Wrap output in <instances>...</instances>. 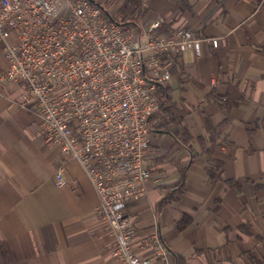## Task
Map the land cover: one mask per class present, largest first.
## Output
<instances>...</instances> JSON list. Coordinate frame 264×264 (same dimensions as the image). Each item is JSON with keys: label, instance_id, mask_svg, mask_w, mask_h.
<instances>
[{"label": "crops", "instance_id": "crops-1", "mask_svg": "<svg viewBox=\"0 0 264 264\" xmlns=\"http://www.w3.org/2000/svg\"><path fill=\"white\" fill-rule=\"evenodd\" d=\"M143 1L146 19L162 16V27L218 44L202 39L198 54L184 51L171 69L169 102L185 113L152 131L147 194L126 206L135 240L155 219L174 264H264V0ZM24 91L0 86V264H117L79 162L68 160L65 184L55 185L58 149L36 136ZM207 122L219 129L212 144ZM184 216L190 222L178 230Z\"/></svg>", "mask_w": 264, "mask_h": 264}, {"label": "built area", "instance_id": "built-area-1", "mask_svg": "<svg viewBox=\"0 0 264 264\" xmlns=\"http://www.w3.org/2000/svg\"><path fill=\"white\" fill-rule=\"evenodd\" d=\"M144 12L141 0L135 22L124 26L95 0H0V86H25L21 104L39 118L36 136L58 149L56 186L66 182L68 160L81 165L117 264H174L157 220L135 240L126 206L147 194L158 83L169 80L184 51L198 54L202 39L217 46L218 38L187 28L161 33L164 17L148 20Z\"/></svg>", "mask_w": 264, "mask_h": 264}, {"label": "trees", "instance_id": "trees-1", "mask_svg": "<svg viewBox=\"0 0 264 264\" xmlns=\"http://www.w3.org/2000/svg\"><path fill=\"white\" fill-rule=\"evenodd\" d=\"M95 1L103 8V11L107 16L115 19L124 26H128L134 23L136 18L140 14L141 0H117V3L111 8H108L109 4L116 0ZM167 31L168 29H166L165 26L159 29V32L161 33ZM156 97L159 101V108L149 118L152 130H167L169 127L175 124H181L185 112L178 104L169 102V87L167 86V82L158 83ZM223 105L224 107H228L229 103L225 102L223 103ZM158 114L160 115V118L158 121H155L154 118ZM205 128L208 134L209 141L212 144L216 139L219 129L212 127L208 122L206 123ZM186 135V131L183 128L182 133L179 136V141L181 144L188 146L189 137H187ZM210 175L211 177L216 175L214 178H217V174ZM170 197L171 196H166L163 200V203L166 202ZM189 222L190 218L184 216L180 221L177 222L176 227L178 230H181L185 228Z\"/></svg>", "mask_w": 264, "mask_h": 264}, {"label": "rangeland", "instance_id": "rangeland-1", "mask_svg": "<svg viewBox=\"0 0 264 264\" xmlns=\"http://www.w3.org/2000/svg\"><path fill=\"white\" fill-rule=\"evenodd\" d=\"M12 39V37H10V40Z\"/></svg>", "mask_w": 264, "mask_h": 264}]
</instances>
